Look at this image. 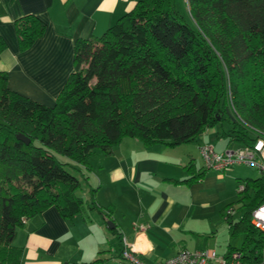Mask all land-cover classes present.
<instances>
[{
    "label": "trees",
    "instance_id": "1",
    "mask_svg": "<svg viewBox=\"0 0 264 264\" xmlns=\"http://www.w3.org/2000/svg\"><path fill=\"white\" fill-rule=\"evenodd\" d=\"M188 8L186 19L175 0H138L102 36L78 40L74 71L52 107L10 91L0 71V264L21 263L12 242L23 219L49 208L64 220L84 211L76 193L80 179L87 181L82 171L124 138L175 147L226 123L220 137L229 142L243 147L264 139V0H188ZM15 27L22 51L45 32L33 16ZM5 48L0 37V54ZM242 185L240 218L231 217L233 203L222 217L232 237L244 238L231 251L241 252L242 264H257L264 236L251 213L264 204V178Z\"/></svg>",
    "mask_w": 264,
    "mask_h": 264
},
{
    "label": "crops",
    "instance_id": "2",
    "mask_svg": "<svg viewBox=\"0 0 264 264\" xmlns=\"http://www.w3.org/2000/svg\"><path fill=\"white\" fill-rule=\"evenodd\" d=\"M137 1L0 0V37L6 46L0 71L7 74L8 89L52 107L74 71L76 42L102 36ZM25 16L42 21L45 32L22 51L15 26ZM218 129L175 147L124 138L111 155L94 156L91 171L84 172L81 198L87 205L81 214L64 220L49 208L16 228L12 245L22 250L20 264H122L123 239L144 263L154 264L187 249L191 237L214 234L225 222L222 210L246 179L235 169L242 165L226 172L204 169L199 145L211 144L217 153L241 147L220 137L228 124ZM197 175L201 179L184 182ZM90 189L95 209L89 208Z\"/></svg>",
    "mask_w": 264,
    "mask_h": 264
},
{
    "label": "built area",
    "instance_id": "3",
    "mask_svg": "<svg viewBox=\"0 0 264 264\" xmlns=\"http://www.w3.org/2000/svg\"><path fill=\"white\" fill-rule=\"evenodd\" d=\"M188 8V0H183ZM198 151L204 169L226 172L237 165L254 167L264 178V139L258 138L251 146H243L235 151L217 153L211 144L198 146ZM243 190V185L237 187V192ZM229 213V212H228ZM251 225L264 236V204L251 213ZM122 264H146L142 261L132 245L122 240ZM154 264H242V254L231 251L226 255H218L215 250L201 249L190 251L181 249L173 257ZM257 264H264V239H262L260 259Z\"/></svg>",
    "mask_w": 264,
    "mask_h": 264
},
{
    "label": "rangeland",
    "instance_id": "4",
    "mask_svg": "<svg viewBox=\"0 0 264 264\" xmlns=\"http://www.w3.org/2000/svg\"><path fill=\"white\" fill-rule=\"evenodd\" d=\"M175 7L176 10L182 15L184 16L186 19H188V14L189 13V8H186L185 4L183 3V0H175ZM227 117H230L229 114L227 115ZM222 126V127H221ZM226 126V123H222L221 125H217L213 128H209L211 129H220L224 128ZM218 129V130H219ZM60 161L62 162H66L69 163V161L64 158V157H58ZM93 160L94 157L92 159V161L90 162L91 166L93 167ZM78 171L83 170L80 167H78L77 165H73ZM236 170H239L241 172V177L242 179L244 178H249V179H257L262 177L261 173L259 172V170H257L254 167H249V166H238L235 168ZM70 171H72L75 175H79V173L77 172V170H71L68 169ZM84 173V171H82ZM80 184H81V188L76 192L77 196L81 197L83 196V189H84V181L82 179H80ZM237 191V190H236ZM237 198L233 200V204L230 208V210L232 209V219L233 220H238L240 218V213L238 212V206L235 205ZM90 204V203H89ZM108 234L110 235L111 233L108 232ZM112 238H114L116 240L117 243V237L115 235H110ZM243 235H237L235 237L231 236V232L229 231V229L227 228V224L225 222H221L218 224L214 234H201L197 237H191V239L188 241L187 245V249L188 250H192L195 251V249H198L199 247H202L203 249H208V250H215L216 253L218 255H223L224 253L231 251L233 249H241L242 248V244H243Z\"/></svg>",
    "mask_w": 264,
    "mask_h": 264
},
{
    "label": "water",
    "instance_id": "5",
    "mask_svg": "<svg viewBox=\"0 0 264 264\" xmlns=\"http://www.w3.org/2000/svg\"><path fill=\"white\" fill-rule=\"evenodd\" d=\"M17 139L20 140V141H22V142H24L26 145L29 144V140L27 138H25L24 136H22V135H17ZM108 227L110 229H113L114 228V225L112 223H108Z\"/></svg>",
    "mask_w": 264,
    "mask_h": 264
}]
</instances>
